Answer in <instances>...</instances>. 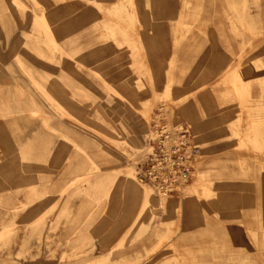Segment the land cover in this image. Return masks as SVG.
Masks as SVG:
<instances>
[{
	"label": "rangeland",
	"instance_id": "374dc122",
	"mask_svg": "<svg viewBox=\"0 0 264 264\" xmlns=\"http://www.w3.org/2000/svg\"><path fill=\"white\" fill-rule=\"evenodd\" d=\"M168 3L184 8L177 20L168 16V38L192 32L206 38V8L225 7L229 38L236 42L229 47L233 60L217 76L199 62L197 76L182 82L171 62L165 87L153 93L145 85L152 79H130L139 104L127 109L123 95L112 93L114 78L81 76L107 62L82 61L78 46L56 35L69 32L87 0H0V71H23L40 99L34 111L0 104V166L30 168L31 145L23 140L32 117L40 131L39 189H0V264H264V0ZM132 6L133 0H119L107 18L122 22L133 41L141 26L126 13ZM97 28L132 57L107 21ZM98 84L112 92L79 93ZM186 85L192 93L179 92ZM193 100L194 114L188 112ZM163 101L201 148L191 179L170 197L137 179L152 115ZM48 132L55 172L49 190L41 173L48 166Z\"/></svg>",
	"mask_w": 264,
	"mask_h": 264
},
{
	"label": "crops",
	"instance_id": "0c3cea01",
	"mask_svg": "<svg viewBox=\"0 0 264 264\" xmlns=\"http://www.w3.org/2000/svg\"><path fill=\"white\" fill-rule=\"evenodd\" d=\"M87 1L89 4L72 21L69 32L64 29H58L56 35L60 36L62 44L66 46H78L80 53H82V61L86 63L107 62L104 68H98L90 72L82 71L81 76H90L96 79H99V77L114 78L110 82L113 92L107 89V87L98 84L94 88H92L93 86L91 88L82 87L79 93L103 94L115 92L123 95L126 108L131 109L139 104V101L135 97L137 91L128 83L130 79L133 80V83L137 82L138 77L152 79L151 82L145 80V85L148 88L147 92L153 93L165 87L168 77V65L171 62H174L176 67L180 68L175 73V78L180 81V79L197 76L196 73H199L198 70L200 68V66L198 67L199 62L206 63L203 67L207 69L209 74L217 76L221 72V68L226 67L222 64L233 60H231L229 47L236 45V42H232L231 38H229L228 30L230 29V22L227 21V17L225 16L227 14L225 7H223V11L221 12L218 8H206L208 14V22L205 27L208 35L206 38H200L196 32H192L185 39L177 35L174 38H168V29L172 28L168 26V16L170 18L174 16L177 20L184 13L183 6L169 4L168 0H133L134 6L128 8L126 13L134 15V20L140 24L141 30H139V37L132 41L125 36L126 28L122 22H116L113 19L107 18L109 11L115 12L116 8H119L116 7L119 0ZM92 2L95 4H92ZM211 9H213L212 12ZM220 13H223V16L217 17L216 15ZM211 14H213L212 19L209 17ZM100 20L108 22L116 35L118 43L123 44L124 47H131V58L130 53L124 56L123 53L126 49H119L115 46L114 42L109 43V41L102 39L103 33L97 28ZM178 23L175 22V26L173 27L175 30H178L180 26ZM194 27V30H198L199 28L198 25ZM47 29L50 31L48 24ZM76 35L75 39L74 36ZM51 40H55V38ZM108 49L111 51V54L97 58L100 53ZM124 63H126V68L121 69ZM130 63H136L134 69L130 68ZM31 77L36 78V83L38 84V73L32 72ZM27 78V75H24L23 71H0V104L6 107L15 104L14 107L22 111L28 108L32 111L38 109L40 107L38 87L31 81L26 80ZM12 79L18 80L13 81ZM179 92L188 94L192 93L193 90L190 85H186ZM205 93L211 92L207 91ZM205 104L210 109V99L207 98ZM46 107H50L49 102L46 103ZM195 111L196 102L193 100L190 103L188 112L194 114ZM22 123L25 126L28 125L24 119ZM29 124V129H25L26 136L23 141L30 142L31 145V166L25 170L7 166L6 163L0 166V189H39L40 170L36 160L39 157V122L32 117ZM211 126V123H209L206 130L210 131ZM222 128L224 127L222 126ZM223 131L224 129H222ZM207 135L211 136V134ZM53 141V134H49L48 132L46 151L48 166L45 171H41L42 174L46 175V189L48 190L54 189L55 184L54 168L53 165H49L51 158H53V146L49 148V143L53 145ZM11 156H13L12 153L5 155L6 158ZM0 157H3L1 153Z\"/></svg>",
	"mask_w": 264,
	"mask_h": 264
},
{
	"label": "built area",
	"instance_id": "2783aa9c",
	"mask_svg": "<svg viewBox=\"0 0 264 264\" xmlns=\"http://www.w3.org/2000/svg\"><path fill=\"white\" fill-rule=\"evenodd\" d=\"M170 107L163 101L155 108L148 152L137 167V179L151 185L159 197L175 195L189 182L201 154L189 126L175 121Z\"/></svg>",
	"mask_w": 264,
	"mask_h": 264
}]
</instances>
